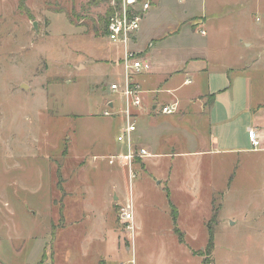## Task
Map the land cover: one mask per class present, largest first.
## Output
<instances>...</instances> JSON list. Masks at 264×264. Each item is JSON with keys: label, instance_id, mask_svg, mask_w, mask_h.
Listing matches in <instances>:
<instances>
[{"label": "rangeland", "instance_id": "1", "mask_svg": "<svg viewBox=\"0 0 264 264\" xmlns=\"http://www.w3.org/2000/svg\"><path fill=\"white\" fill-rule=\"evenodd\" d=\"M117 1L0 0V264H50L42 255L45 248L52 250L51 244L64 264L87 251V260L95 261L103 249L107 264H264V152H250L245 138L239 137L240 153H207V115L187 109L182 115L162 116L159 107L153 120L162 134L159 151L168 156L172 176L176 174L170 196L163 180L157 186L166 163L152 175L108 164L112 147L124 146L116 138L125 128L121 115L104 117L105 94L117 110L121 104L101 91L118 73L106 59L111 41L104 33V16ZM163 2L153 37L177 22L179 1ZM181 31L177 42L165 48L151 49L146 42L139 46L152 52V60L156 55V61L167 64L164 71L169 72L186 49L204 43L199 29L194 35ZM258 32L241 35L254 38ZM235 40L227 43L228 49L235 50ZM214 45L220 53L228 51L218 41ZM239 57L237 52L233 65ZM138 58L149 62L142 52ZM213 74L225 75L230 90L247 84L250 98H264V63L242 76ZM181 83L177 78L167 88L176 93L157 88L155 96L185 101L198 90ZM145 108L138 123L151 126L150 100ZM242 125L243 120L236 128ZM173 151L178 155L172 156ZM176 164L182 170H174ZM204 165L216 172L213 189L220 188L210 201L208 178L203 194L199 192L197 174ZM113 193L115 201L107 197ZM169 201L178 209L179 233ZM131 202L135 230L129 233L120 212ZM209 227L214 249L208 254Z\"/></svg>", "mask_w": 264, "mask_h": 264}, {"label": "crops", "instance_id": "2", "mask_svg": "<svg viewBox=\"0 0 264 264\" xmlns=\"http://www.w3.org/2000/svg\"><path fill=\"white\" fill-rule=\"evenodd\" d=\"M177 1H179L180 6L179 12H177L176 15L177 18L174 17L177 22L172 24L174 27L170 29L169 32H166L163 35H157L154 37L152 36L153 32L151 31L154 30L155 25L157 24V20L159 18L158 13L164 11V2L163 0H151V10L144 16L140 25L139 33L134 36L132 41L129 43V48H131L138 55L140 52L144 53L147 56L149 62H151L152 66L151 72L141 73L140 75L133 77L134 82L139 87L142 98L141 109L136 113L137 130L133 134L134 145L136 148H145L150 154L153 155V157L144 158L143 160H135L133 169L138 170L137 173L140 171L150 175L153 173L156 174L159 167L163 163H166L165 159H167L166 157L168 156H164L159 151L162 147V134L160 135L156 130L158 123L153 120L154 117L157 116V110L159 107L163 108L166 105H171V103L178 104L177 112L172 115H177L179 113L182 115L187 109H190L195 111L197 114H205L208 116L210 132L208 135L209 139L207 140L209 149L205 150L207 153H212L216 150L240 153L241 150L237 146L238 141L241 140L239 137L245 138V140H248L250 144L248 135V131L250 129H256L259 135H261V148L257 151L249 148L251 150L250 152H264V98H250L247 84L246 89L235 86L232 90H230L232 84L230 85V83H225V75L218 74L215 76L213 74L214 72H225L242 76L250 69L258 68L262 65V63H264V0ZM169 13H171V11ZM184 28L192 35L196 34L197 29H199L201 35L204 38V43H201L200 47H195L191 50L186 49L184 51L182 49V51L185 53L184 57L181 59L179 58L180 61L175 64L173 69L169 72L164 71L167 64L156 61V55L152 60V52H150L149 49L144 50L143 47L139 46L140 42H146L152 43L149 46L151 49H154L155 46H164L163 48H165V46L170 44L171 41L177 42V40L182 36V33H184L181 31ZM252 30L259 31V37L256 36L254 38H242L244 35L241 34H244L245 31L251 32ZM236 33H239V35ZM232 37L236 39L235 50L232 48H227L229 46L227 43H230ZM217 41L223 48L228 49V51L220 53V49H214L213 46H215L214 44ZM109 48V50H104L106 52V59L107 61H110L111 68L117 70L118 73L113 77V79H110L111 82L109 85L102 87L101 91L103 94L107 91L109 95L115 96L118 99L119 104L122 105L121 95L111 94L109 93L108 89L111 84L117 85L120 89L122 88L123 65L121 61L124 56V51L120 45L113 44L112 42L109 45ZM251 48L253 49L246 50ZM168 51L169 50H166V52ZM174 51L176 53L179 52V48H176ZM237 52L239 53L240 61L237 65H233V59H236ZM243 56L250 57L246 60H243L241 59ZM98 63L99 62H97V64ZM91 66L93 65L91 64L89 68H91ZM189 77L193 78L190 79ZM177 78L182 80L180 86L197 85L196 89L198 90L187 96L185 101H182L181 99L178 100L176 98L172 99L170 102H166L164 99L158 97V95L155 96L156 93H160L156 91L171 87L172 82ZM186 80H190L191 83L187 84ZM144 82L148 84L149 89L141 88L142 90H140V86H142ZM176 90V88H171L161 92L171 94L176 93ZM107 98L109 99V96L105 94L103 98L104 106H107L110 109L112 107L116 109L114 100L107 101ZM147 100H150V104L152 106V110H149L151 126H140L138 123V118H140L142 113L146 112L145 103ZM119 108L121 109V106ZM183 110L185 111L183 112ZM172 115L162 114V116ZM242 120L243 125L240 129H237V124ZM121 123H123V120ZM236 133H239V135H235ZM119 144L122 145L121 143ZM221 145L224 147H221ZM124 152L125 146L117 147L114 145L112 147V153L109 157L112 155H123ZM203 153L199 152L197 154ZM176 154L178 155V153L175 152V154L173 153L172 156ZM116 165L119 166V169H122L126 166L123 161H117L115 164H113V166ZM166 168V173L161 176L162 179L157 180V186L158 182L163 180L162 184L165 185V189L169 197L170 187L173 190L174 186L176 185V179L172 180L176 174L172 176L171 172L173 171V167L170 168L168 163H166ZM181 168L183 167L180 166V164L174 165V170L176 171L182 170ZM215 173L213 172V168L208 165H204L197 174L199 181L201 182L199 188L200 195H202L204 191L202 188L205 184V178H208L209 180V184L208 182L206 184L208 185V189L206 188V194L207 197L209 194V201L212 200L210 195L214 194L215 190L220 189H213V185H216L214 184V182H216L214 181V178H216ZM107 197L111 198L112 201L117 200L116 193L111 194V196L109 194ZM169 203L170 206L172 205L171 209L174 211L178 219V209L176 208L175 204L171 203L170 201ZM202 221L204 222V219ZM78 224L75 223V225ZM173 226L176 227V223L175 225L173 223ZM77 236L78 235L76 234L75 236H72L75 241L78 240ZM105 246L106 245L103 242L100 248H105ZM50 247L52 250L49 249L50 251L47 253L45 248V253L43 252L42 256L46 254L45 259H47L50 264H64L59 260L55 246L53 247V244H51ZM118 247L120 248V246H117V248ZM102 252H104V249ZM102 252L100 251L96 255L95 261L87 260L86 254L88 251L85 253H77L78 255L76 257H72V262L70 264H107L106 260H104V255H101ZM107 254L110 256V253ZM67 264H69V262H67Z\"/></svg>", "mask_w": 264, "mask_h": 264}, {"label": "built area", "instance_id": "3", "mask_svg": "<svg viewBox=\"0 0 264 264\" xmlns=\"http://www.w3.org/2000/svg\"><path fill=\"white\" fill-rule=\"evenodd\" d=\"M113 11L109 15L106 37L113 44L120 45L123 48L124 56L121 61L123 65V84L120 89L117 85L111 84L109 93L121 95V109L116 110L113 107L106 110L103 115L107 118L122 116L125 128L117 137L118 142L124 144L125 152L123 155H112L108 158V164L113 166L117 161H123L130 174L133 173L135 160L153 157L145 148H136L134 145L133 134L137 130V111L141 109L142 98L139 87L134 82V76L141 73H148L151 70V64L148 61L138 58L129 43L132 38L139 33L141 22L144 16L151 10V0H119V5H113ZM190 84V80H186ZM178 110L177 103H171L162 108L163 115H172ZM252 150L261 148V135L256 129L248 131ZM133 177V176H132ZM120 220L127 232H134V214L132 202L129 207L120 212Z\"/></svg>", "mask_w": 264, "mask_h": 264}, {"label": "trees", "instance_id": "4", "mask_svg": "<svg viewBox=\"0 0 264 264\" xmlns=\"http://www.w3.org/2000/svg\"><path fill=\"white\" fill-rule=\"evenodd\" d=\"M25 0H19L20 4L24 3ZM116 7L119 5V0L117 2H114ZM113 11V9L111 10L110 8H108V11L106 12V15L104 16V22H105V25H104V33L106 32V29H107V26H108V20H109V15L110 13ZM172 206V205H171ZM172 217H173V223L175 225L176 223V219H177V216L176 214L174 213V211L172 212ZM175 231L177 233H179V229L175 227ZM180 238V237H179ZM180 241V240H179ZM214 233L212 231V229L209 227V233H208V240H207V246H206V251L207 253H211L212 250L214 249ZM181 242V241H180ZM42 264V263H41Z\"/></svg>", "mask_w": 264, "mask_h": 264}, {"label": "water", "instance_id": "5", "mask_svg": "<svg viewBox=\"0 0 264 264\" xmlns=\"http://www.w3.org/2000/svg\"><path fill=\"white\" fill-rule=\"evenodd\" d=\"M34 27L37 28V23L36 22L34 23Z\"/></svg>", "mask_w": 264, "mask_h": 264}]
</instances>
